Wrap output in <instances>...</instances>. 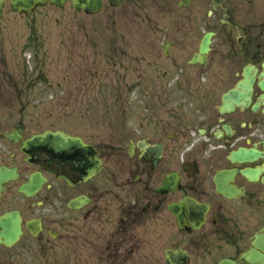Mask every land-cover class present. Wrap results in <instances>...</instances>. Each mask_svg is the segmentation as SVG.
<instances>
[{
  "label": "flooded vegetation",
  "instance_id": "obj_1",
  "mask_svg": "<svg viewBox=\"0 0 264 264\" xmlns=\"http://www.w3.org/2000/svg\"><path fill=\"white\" fill-rule=\"evenodd\" d=\"M191 5L206 10L194 71L167 40L170 61L147 89L186 100L145 105L125 146L36 129L6 106L0 166L16 176L0 189V264H70L74 253L79 264H264V0ZM208 32L206 62L192 64ZM45 130L84 148L26 144Z\"/></svg>",
  "mask_w": 264,
  "mask_h": 264
},
{
  "label": "rangeland",
  "instance_id": "obj_2",
  "mask_svg": "<svg viewBox=\"0 0 264 264\" xmlns=\"http://www.w3.org/2000/svg\"><path fill=\"white\" fill-rule=\"evenodd\" d=\"M179 0L106 1L96 15L46 6L28 15L4 7L0 26V119L22 110L36 129L63 127L99 140L126 145L133 115L144 119L145 105L177 106L186 95L147 92L150 79L169 63L162 52L173 41V57L185 71L204 25V10L179 8ZM18 112H16V118ZM82 257L72 254L70 264Z\"/></svg>",
  "mask_w": 264,
  "mask_h": 264
},
{
  "label": "water",
  "instance_id": "obj_3",
  "mask_svg": "<svg viewBox=\"0 0 264 264\" xmlns=\"http://www.w3.org/2000/svg\"><path fill=\"white\" fill-rule=\"evenodd\" d=\"M5 0H0V24L2 21V9L4 6ZM68 0H11V7L13 11L28 13L30 9H34L37 6H44L48 2L51 5H57L59 7H64L65 2ZM111 5L117 6L122 3L123 0H109ZM73 6L79 10H84L88 14L97 13L102 9L103 0H72ZM189 0H186L187 4ZM211 35L208 33L204 36L202 43L200 45V53L205 54L208 50ZM201 54H196L194 61L200 59ZM32 144H46L50 143L60 148H68L75 146L76 143H79L74 138L70 136H65L61 132H51L46 131L43 134L33 136L30 140ZM11 172L8 169L3 170L0 168V185L2 181L7 180L10 177Z\"/></svg>",
  "mask_w": 264,
  "mask_h": 264
}]
</instances>
